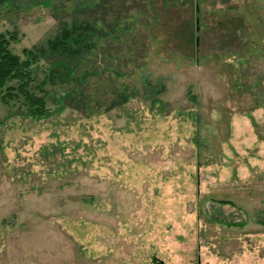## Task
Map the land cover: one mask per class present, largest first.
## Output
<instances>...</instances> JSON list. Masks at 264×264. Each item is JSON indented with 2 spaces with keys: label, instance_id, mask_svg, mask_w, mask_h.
<instances>
[{
  "label": "rangeland",
  "instance_id": "374dc122",
  "mask_svg": "<svg viewBox=\"0 0 264 264\" xmlns=\"http://www.w3.org/2000/svg\"><path fill=\"white\" fill-rule=\"evenodd\" d=\"M32 1L0 32L40 77L64 26L96 36L48 116L0 100V264H264V0Z\"/></svg>",
  "mask_w": 264,
  "mask_h": 264
},
{
  "label": "trees",
  "instance_id": "16d2710c",
  "mask_svg": "<svg viewBox=\"0 0 264 264\" xmlns=\"http://www.w3.org/2000/svg\"><path fill=\"white\" fill-rule=\"evenodd\" d=\"M17 1L21 0H0V7ZM38 3L50 5V0H34L28 6ZM95 33L93 24L88 21L79 23L73 21L72 25L64 26L46 42L47 50L54 60L49 63L48 68L43 69L44 74L42 72L43 76L40 77V67L37 63L41 58V50L37 51L35 47L23 48L21 56L11 48L12 43L18 41L17 33L0 32V100L6 104L17 103L18 108L30 117L40 119L48 116L50 111L47 107L48 93L45 86L57 78L67 79L74 76L76 67L72 64L85 51L91 52ZM141 84L148 92L146 99L151 106L159 104L158 107L162 110L165 103L158 96L163 93L164 85L152 81L148 76L141 78ZM133 94L130 92L119 94L123 97L119 103L125 102ZM261 224L264 225V221Z\"/></svg>",
  "mask_w": 264,
  "mask_h": 264
}]
</instances>
